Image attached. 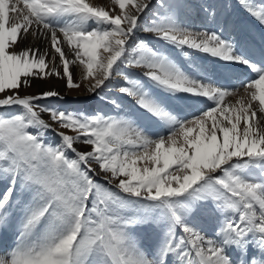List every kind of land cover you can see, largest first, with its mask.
<instances>
[{
	"label": "snow or ice",
	"instance_id": "1",
	"mask_svg": "<svg viewBox=\"0 0 264 264\" xmlns=\"http://www.w3.org/2000/svg\"><path fill=\"white\" fill-rule=\"evenodd\" d=\"M188 3L0 0V231L17 228L0 264H264V47L237 38L227 0L194 5L200 28ZM238 3L264 26V0ZM188 50L191 67L171 54ZM46 77L114 85L112 111L40 103L62 98L27 92Z\"/></svg>",
	"mask_w": 264,
	"mask_h": 264
},
{
	"label": "bare ground",
	"instance_id": "2",
	"mask_svg": "<svg viewBox=\"0 0 264 264\" xmlns=\"http://www.w3.org/2000/svg\"><path fill=\"white\" fill-rule=\"evenodd\" d=\"M90 3L94 4L95 6H101V7H110L111 6V0H89ZM204 0H189L190 9L189 12L193 13L195 18H192L191 15L185 14L186 8L183 12V21L185 24L192 25L193 27L200 28L203 27V24L201 23L200 19L197 17L196 9L194 5L203 3ZM211 3H219L220 0H209ZM250 2L259 4L260 0H250ZM227 3L229 4V11L231 12V19L233 21H237L239 23V34L237 36L238 39L243 41L245 43V46L248 48L249 51L252 52V54L255 56L257 60L260 59V49L261 47H264V26H261L254 18H252L243 8L240 7V4L238 3V0H227ZM187 5L185 7H187ZM188 13V12H187ZM148 18L145 17V20ZM144 33H140V35H143ZM152 43H156L153 41ZM25 44H30L31 47H39L41 49H44L46 46L49 48V52L51 53L50 45H48L47 41L44 40H37L33 41L31 37H28L25 41ZM21 47H24V45H21ZM44 47V48H42ZM159 47V45H157ZM189 51V56L183 57L182 55H177L176 52H172L171 54L173 57L177 58L178 62H183L185 67H191L190 61L193 59L191 50ZM58 55V54H57ZM71 59V57H69ZM196 63L203 64L206 67L210 69H215L217 74L220 75L223 72V65L220 63H213L212 59L210 57L204 56L203 54H200L199 57L196 58ZM70 70H73V66L70 65ZM133 77L139 78L140 70L135 69L133 70ZM237 75L240 76L241 80L247 79L251 77L253 74L250 72H247L246 70H239L237 72ZM80 79L79 70H75L74 74V82H77ZM117 80H119V77H117ZM32 81V80H31ZM233 84H236L237 87H239V81L232 80ZM49 89L48 90H55L58 93H60V97L57 98L53 97L49 100L41 101L40 103L51 106V107H59L60 109H64L67 111H73V112H81L85 115L93 114L97 111L103 110L104 112L110 113L112 110L110 107H106L103 103L100 102L101 97L107 96L115 98V86L107 87L103 90V92L100 94V96L94 97L91 93L87 92L86 84L81 83V87L79 89H68L66 86V80L65 79H59V80H53L49 81ZM39 83H31V86L27 88V92L31 94H39L40 92ZM25 91H21V95H24ZM175 104H181V101H173ZM203 107V105L201 106ZM186 114H190L193 109H184ZM3 115L7 116L10 115L11 112L4 111L2 113ZM44 118L46 120L48 119V116L45 115ZM50 138L52 139H58L53 133ZM3 191V190H2ZM16 211L15 209L13 210ZM19 223L17 219V224ZM16 227H9L6 231H0V253H5L11 249L15 243H16ZM141 239L147 238V233L143 230H138L136 233ZM151 243V241H148Z\"/></svg>",
	"mask_w": 264,
	"mask_h": 264
},
{
	"label": "rangeland",
	"instance_id": "3",
	"mask_svg": "<svg viewBox=\"0 0 264 264\" xmlns=\"http://www.w3.org/2000/svg\"><path fill=\"white\" fill-rule=\"evenodd\" d=\"M186 8V13L185 14H188V15H191V17L192 18H195V17H193V16H195L193 13H190L189 12V9H190V7H189V5H187V7H185ZM188 12V13H187ZM193 15V16H192ZM141 36H144V34L143 35H141ZM42 48H44V47H42ZM43 50V49H42ZM31 83H35V82H37V83H39V87H40V92L42 93V92H44V91H46L47 89H49V81L51 82V81H55V80H59V78H55V77H46L45 78V80H40V79H38V78H31ZM59 108V107H58ZM62 109V108H61ZM64 110V109H63ZM46 119V118H45ZM52 135V132H48L47 133V137H46V142H48V143H50V144H58L59 143V138L58 139H55V140H53L52 139V141H51V136ZM3 190V185L2 184H0V191H2Z\"/></svg>",
	"mask_w": 264,
	"mask_h": 264
}]
</instances>
